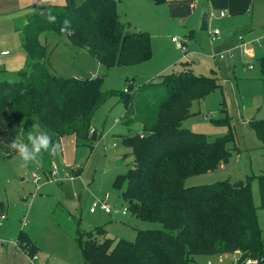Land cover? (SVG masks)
<instances>
[{
  "label": "trees",
  "instance_id": "1",
  "mask_svg": "<svg viewBox=\"0 0 264 264\" xmlns=\"http://www.w3.org/2000/svg\"><path fill=\"white\" fill-rule=\"evenodd\" d=\"M49 13L57 17L55 23L47 21ZM66 18L71 28L61 33ZM19 32L24 67L17 81L0 79V157L17 155L10 144L28 143L29 133H47L59 143L60 151L65 136L74 137L77 143H91L96 138V112L117 97L125 108L124 125L129 132L120 139L131 150L133 163L124 177L115 178L114 185L125 180L121 196L132 216L161 225L160 229L137 230L128 241L108 238L102 227L85 232L78 223L76 242L86 263L191 264L200 256L232 255L236 264H246L248 259L264 264L249 188H233L227 180L185 185L189 178L213 172L230 158L225 148L232 140L230 133L208 141L204 134L182 128L193 102L222 88L214 71L211 76L196 75L184 67L162 75L151 86L134 90L130 85L120 93L101 90L104 76L54 75L48 63L51 39L73 52H86L106 69L150 59L148 33L128 31L119 20L114 0H66L63 7L37 8ZM159 85L164 87L161 97ZM138 94H147L152 107L146 101L135 105ZM213 122L228 126L226 117ZM134 125L140 130L130 134ZM249 126L264 149V120H253ZM52 159L53 155L44 152L37 162L45 177L53 170ZM258 187L264 207V173L258 176ZM3 212L0 202V215ZM15 244L27 257L35 255V247L22 231Z\"/></svg>",
  "mask_w": 264,
  "mask_h": 264
},
{
  "label": "rangeland",
  "instance_id": "2",
  "mask_svg": "<svg viewBox=\"0 0 264 264\" xmlns=\"http://www.w3.org/2000/svg\"><path fill=\"white\" fill-rule=\"evenodd\" d=\"M9 1L0 0V11ZM124 2L130 3L120 6L119 20L126 24L130 32L148 33L150 59L135 65L106 69L86 52H73L68 46L56 44L51 39L48 43V63L53 65L54 75L64 78L104 76L101 90L120 93L130 85L136 90L140 86H151L152 83L159 82L163 75L159 70L164 65L176 64L169 72H177L182 68L179 62H184V57L188 67L196 75L211 76L214 71L222 88L194 101L191 115L184 120L182 128L204 134L208 141L230 133L232 140L225 146L230 152V158L213 172L189 178L185 185H211L223 180L231 184L243 182L250 190L256 211L264 256V207L258 187V176L264 173V149L249 126L253 120H264V27L261 28L259 24L264 20L257 17L256 9L250 14V6L242 17L241 24L252 23L255 33L248 35L233 31L226 34L223 32L225 26L221 23L223 20L219 16L220 11L225 15L226 11L215 8L209 11L211 24L208 31L202 32L196 25L191 29L186 19L171 18L166 2ZM47 5L63 7L66 0H49ZM203 7L204 0H198L195 10L197 16ZM22 21L19 19L16 27L12 24L9 26L7 17L0 15V50L5 48L10 53L9 58L14 57L12 65L5 62L6 58L1 59L0 72L9 71L3 77L10 81L18 80V73L23 66L22 64L20 67V62L24 53L20 36L15 32V28L21 29ZM213 28L221 35L211 37ZM188 31L192 32L190 37H186ZM235 31H239L238 28ZM238 35H242L244 42L249 43L247 48L251 56L235 49L233 58L219 60L220 53L234 48ZM172 37L184 42L186 53L175 46L171 41ZM256 40L259 42H255ZM158 89L161 97L164 87L159 85ZM142 101L148 102L152 107L147 94L136 95L135 105ZM221 108L224 113L220 114ZM124 115L123 103L117 97H112L95 114L94 141L77 143L74 137L65 136L62 150L53 155L52 168L56 176L50 180L44 176L37 163L21 167L18 155L8 159L0 157V202L5 206L7 217L5 221H0V239L3 242L16 243L18 234L22 231L35 247L34 256L39 264H88L76 242L78 223L79 228L85 232L102 227L108 238L128 241L135 238L137 230L161 228L159 223H147L130 214L121 196L125 187L124 179L114 185L115 178L118 175L124 177L133 163L131 150L120 139V136L129 135L124 125ZM222 117H226L228 126H217L213 122ZM115 120L118 123H114ZM132 128L130 134L140 130L137 125ZM67 175H72V179L67 178ZM35 177L39 178L38 185L33 183ZM102 199H106L111 213L105 214L100 210L90 213L93 202ZM123 209H126L125 215H122ZM23 220L27 221L24 227ZM234 257L200 256L191 264H236Z\"/></svg>",
  "mask_w": 264,
  "mask_h": 264
},
{
  "label": "crops",
  "instance_id": "3",
  "mask_svg": "<svg viewBox=\"0 0 264 264\" xmlns=\"http://www.w3.org/2000/svg\"><path fill=\"white\" fill-rule=\"evenodd\" d=\"M9 1V0H7ZM117 2V14H119L120 11V6L124 3L129 4L130 2H124L126 0H114ZM139 1V0H138ZM141 1V0H140ZM158 2H166L165 5L167 6V12L171 18H178V19H186L187 23L190 28L192 29V26H200V20L203 11L207 10L208 11V26L211 24V17L209 14V11L215 10V8L219 10H224L226 11V15L223 17H220L223 21L221 22L225 26V31H223L226 34H231L234 32H239V34H248V35H253L255 33V27L252 25V23H242L241 20L242 17L245 15L249 7L251 6L252 10L251 13H253V9H256V15L259 19L264 20V0H204V7L200 10V13L195 14V10H197V1L198 0H155ZM49 0H10L8 4H4L2 6V10L0 11V15L2 17H7L9 26L11 24L16 27V24L19 19H22V25L26 23V19L29 15L34 13V10H36L39 7L43 6H49L47 3ZM224 13L223 11H220V13ZM196 15V16H195ZM141 12L140 9L138 8V18H140ZM198 17V18H197ZM14 20H16L14 22ZM129 22V21H128ZM130 23V22H129ZM132 24V23H130ZM260 27H264V21H260ZM258 24V25H259ZM257 25V26H258ZM211 26V25H210ZM235 28H238L239 31H235ZM7 29L9 30L10 28L7 26ZM18 34L19 28H15ZM213 30H217L216 28H213ZM212 30V31H213ZM264 31V29H263ZM190 31L187 32L186 37L191 36ZM211 37L215 38L221 35L219 32L218 35L213 36L212 32L210 33ZM185 39L187 40L188 38ZM264 37V36H262ZM184 43V42H182ZM236 43H237V38H236ZM70 48V47H69ZM0 51H7L5 48L1 49ZM9 53V52H8ZM24 53V51H23ZM10 53L6 56H0V62L1 59L6 58L5 62H8V64H14V57L9 58ZM25 53L23 54V57L21 58L20 62V67L21 65L25 64ZM184 62L180 61V65L182 68L188 67V65H184L187 60L183 59ZM184 63V64H183ZM188 64V63H187ZM22 66V68H23ZM176 66V64H175ZM175 66L172 65H164L160 70L159 73H162L163 75L166 72H169L170 70L174 69ZM21 68V69H22ZM49 69L50 71L54 72V67L53 65L49 63ZM13 70V69H12ZM180 70V69H179ZM192 70V69H191ZM2 70L0 72V79L4 78L3 74L6 75L7 72ZM12 72V71H11ZM162 76V75H161ZM75 78H79L74 76ZM184 122V121H183ZM114 123H118V121H114ZM96 129V128H95ZM39 167V166H38ZM122 212V211H121ZM3 215L5 216V219L2 221H5L7 219L6 217V209L4 206V212ZM123 215V214H122ZM125 215V214H124ZM134 217V216H133ZM135 218V217H134ZM25 221V220H23ZM23 221H22V227L23 226ZM27 224V221H25ZM25 224V226H26ZM217 257V256H215ZM234 257V256H233ZM198 258V257H196ZM27 255L19 250L16 246V244L13 241H2L0 239V264H31L28 261Z\"/></svg>",
  "mask_w": 264,
  "mask_h": 264
},
{
  "label": "clouds",
  "instance_id": "4",
  "mask_svg": "<svg viewBox=\"0 0 264 264\" xmlns=\"http://www.w3.org/2000/svg\"><path fill=\"white\" fill-rule=\"evenodd\" d=\"M57 17L51 13L47 15L49 23H55ZM71 28V21L64 19L61 26V33H66ZM28 143L13 141L10 148L13 149L20 161L21 167H27L31 163H37L43 158V153L48 152L50 155H57L60 151L58 142H53L51 136L47 133L33 134L29 133L27 137Z\"/></svg>",
  "mask_w": 264,
  "mask_h": 264
},
{
  "label": "built area",
  "instance_id": "5",
  "mask_svg": "<svg viewBox=\"0 0 264 264\" xmlns=\"http://www.w3.org/2000/svg\"><path fill=\"white\" fill-rule=\"evenodd\" d=\"M223 15H224V13H222V12L219 14L220 17H223ZM218 34H219L218 30H213L212 31V35L213 36H216ZM171 41L175 44V46L178 49H181L184 53H186V48H185V46H184V44L182 42H180L175 37H172ZM255 42H259V40H256ZM248 44H249L248 42H244V39H243L242 35H238L237 36V43L234 46V48L228 49V50L220 53L218 55V59L219 60H225L226 58H233V56H234L233 51L235 49L242 50V53L245 54L246 56H251V52L247 48ZM8 54H9L8 51H0V56H6ZM249 68L251 69L252 67L250 66ZM55 176H56V172L53 169L51 174H50V176L48 178L50 180L51 177H55ZM67 178H71L72 179V175H70V176L67 175ZM53 180H55V179H53ZM33 183L35 185H38L39 178H37V177L33 178ZM97 210H100V211L104 212L105 214H110L111 213L109 207L107 206L106 199L96 200L95 202H93V204L91 205V208L89 209V212L90 213H95ZM122 214H126V209L122 210ZM4 219H5V216L4 215H0V221H2ZM25 224H26V222L23 221V226H25ZM28 259H29L31 264H39L37 262V259H36V257L34 255L33 256H28ZM245 263L246 264H256L257 261L248 259V260H246Z\"/></svg>",
  "mask_w": 264,
  "mask_h": 264
},
{
  "label": "water",
  "instance_id": "6",
  "mask_svg": "<svg viewBox=\"0 0 264 264\" xmlns=\"http://www.w3.org/2000/svg\"><path fill=\"white\" fill-rule=\"evenodd\" d=\"M38 9H43V7H39ZM208 11L205 10L202 13L201 20H200V26L199 30L202 32H207L208 31ZM233 188H242L243 187V182H235L232 184Z\"/></svg>",
  "mask_w": 264,
  "mask_h": 264
}]
</instances>
